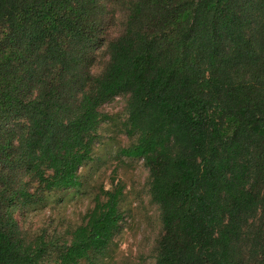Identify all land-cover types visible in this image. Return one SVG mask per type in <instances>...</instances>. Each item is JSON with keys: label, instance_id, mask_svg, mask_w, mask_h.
Wrapping results in <instances>:
<instances>
[{"label": "trees", "instance_id": "trees-1", "mask_svg": "<svg viewBox=\"0 0 264 264\" xmlns=\"http://www.w3.org/2000/svg\"><path fill=\"white\" fill-rule=\"evenodd\" d=\"M116 96L118 156L143 160L160 212L155 264H264V0H0V264L109 253L125 184L85 169ZM72 189L81 222L21 226Z\"/></svg>", "mask_w": 264, "mask_h": 264}, {"label": "rangeland", "instance_id": "rangeland-1", "mask_svg": "<svg viewBox=\"0 0 264 264\" xmlns=\"http://www.w3.org/2000/svg\"><path fill=\"white\" fill-rule=\"evenodd\" d=\"M120 23L119 20L114 27L116 30ZM104 59V54L98 55L95 70H99ZM125 106L123 96H116L101 106V110L111 118L99 130L101 142L96 152L100 159L85 169L89 173L93 168L91 184L104 182L108 186L112 174L115 175V168L117 181L125 184L124 218L109 253L100 258L99 264H155L154 245L161 231V219L158 206L149 193V170L141 158L118 156L117 153L119 147L129 142L123 131ZM89 193L73 189L54 193L45 203L33 206L25 214L17 212V218L21 226L32 234L43 228L61 231L83 220L93 205Z\"/></svg>", "mask_w": 264, "mask_h": 264}]
</instances>
